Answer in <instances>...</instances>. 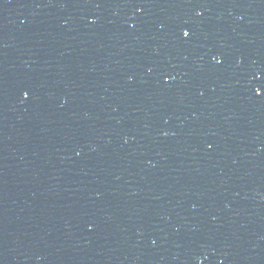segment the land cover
I'll return each mask as SVG.
<instances>
[{
  "label": "water",
  "instance_id": "water-1",
  "mask_svg": "<svg viewBox=\"0 0 264 264\" xmlns=\"http://www.w3.org/2000/svg\"><path fill=\"white\" fill-rule=\"evenodd\" d=\"M124 264H264V0L193 116Z\"/></svg>",
  "mask_w": 264,
  "mask_h": 264
},
{
  "label": "snow or ice",
  "instance_id": "snow-or-ice-1",
  "mask_svg": "<svg viewBox=\"0 0 264 264\" xmlns=\"http://www.w3.org/2000/svg\"><path fill=\"white\" fill-rule=\"evenodd\" d=\"M190 34H191V33H190V30H188L187 28H185V29L183 30V32H182V35H183L184 37H186V38L189 37ZM212 58H213V60H215L217 63H221V62H222V57H220V56H213ZM165 79L168 80V81H170L171 79H173V77H171V76H166ZM257 92H259V89H257ZM29 95H30V93H29L28 91H24L23 96H24L25 98H27Z\"/></svg>",
  "mask_w": 264,
  "mask_h": 264
}]
</instances>
